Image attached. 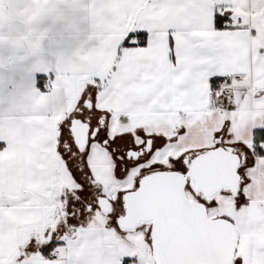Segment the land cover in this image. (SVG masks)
<instances>
[{"label": "snow or ice", "instance_id": "1", "mask_svg": "<svg viewBox=\"0 0 264 264\" xmlns=\"http://www.w3.org/2000/svg\"><path fill=\"white\" fill-rule=\"evenodd\" d=\"M0 264H264V0H0Z\"/></svg>", "mask_w": 264, "mask_h": 264}]
</instances>
